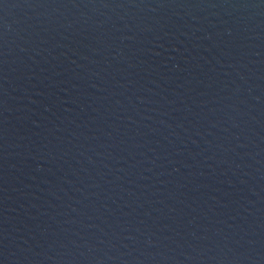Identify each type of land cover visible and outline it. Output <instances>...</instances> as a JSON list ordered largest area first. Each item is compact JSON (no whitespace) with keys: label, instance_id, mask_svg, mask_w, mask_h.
Returning <instances> with one entry per match:
<instances>
[{"label":"water","instance_id":"1","mask_svg":"<svg viewBox=\"0 0 264 264\" xmlns=\"http://www.w3.org/2000/svg\"><path fill=\"white\" fill-rule=\"evenodd\" d=\"M0 264H264V0H0Z\"/></svg>","mask_w":264,"mask_h":264}]
</instances>
